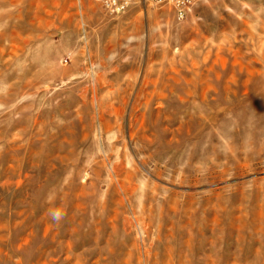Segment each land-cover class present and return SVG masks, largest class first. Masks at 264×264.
Wrapping results in <instances>:
<instances>
[{
	"label": "rangeland",
	"instance_id": "obj_1",
	"mask_svg": "<svg viewBox=\"0 0 264 264\" xmlns=\"http://www.w3.org/2000/svg\"><path fill=\"white\" fill-rule=\"evenodd\" d=\"M0 264H264V0H0Z\"/></svg>",
	"mask_w": 264,
	"mask_h": 264
},
{
	"label": "built area",
	"instance_id": "obj_2",
	"mask_svg": "<svg viewBox=\"0 0 264 264\" xmlns=\"http://www.w3.org/2000/svg\"><path fill=\"white\" fill-rule=\"evenodd\" d=\"M101 7L111 15H119L124 13L129 9L134 3L135 0H95ZM144 5H150L155 7L167 6L170 7L177 20H182L187 9L196 1V0H138Z\"/></svg>",
	"mask_w": 264,
	"mask_h": 264
}]
</instances>
